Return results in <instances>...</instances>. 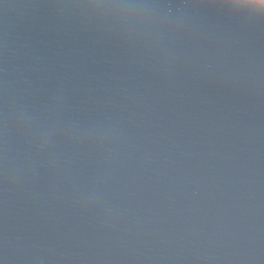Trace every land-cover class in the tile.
<instances>
[{"label":"water","instance_id":"obj_1","mask_svg":"<svg viewBox=\"0 0 264 264\" xmlns=\"http://www.w3.org/2000/svg\"><path fill=\"white\" fill-rule=\"evenodd\" d=\"M0 264H264V24L0 0Z\"/></svg>","mask_w":264,"mask_h":264},{"label":"snow or ice","instance_id":"obj_2","mask_svg":"<svg viewBox=\"0 0 264 264\" xmlns=\"http://www.w3.org/2000/svg\"><path fill=\"white\" fill-rule=\"evenodd\" d=\"M184 3L225 8L264 24V0H184Z\"/></svg>","mask_w":264,"mask_h":264}]
</instances>
